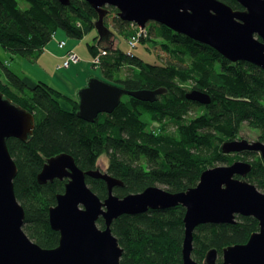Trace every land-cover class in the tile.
Here are the masks:
<instances>
[{
    "label": "trees",
    "instance_id": "trees-1",
    "mask_svg": "<svg viewBox=\"0 0 264 264\" xmlns=\"http://www.w3.org/2000/svg\"><path fill=\"white\" fill-rule=\"evenodd\" d=\"M23 1L26 7L19 0H0V47L13 54L34 61L58 29L79 39L96 30L99 15L86 0H71L69 4ZM222 1L234 9H244L237 0ZM107 8L109 15H115V24L111 27L106 16L110 31L89 44L94 53L106 50L101 57L102 79L131 91L166 88L155 101L124 96L113 112L101 113L88 122L77 115L76 100L42 82L27 84L0 59V91L35 115V128L27 141L11 137L7 143L18 166L14 187L25 208L24 231L44 248L59 244L60 233L50 225L49 208L65 191L67 179L42 184L37 176L46 161L60 153L72 155L85 171L95 169L101 154L106 153L109 174L124 182V186L114 188L120 197L151 186L172 193L186 191L197 185L207 168L230 165L242 158L253 164L247 180L264 190L262 157L251 160L253 151L241 155L222 150L225 142L236 139L244 123L258 129L264 142V69L248 61L233 62L214 48L157 22L148 32L156 30L162 49L182 63L178 60L164 67L118 47L111 50L101 44L116 33L128 43L139 26L121 19L117 8ZM109 41L112 45L113 40ZM125 66L130 71L122 77ZM169 75L173 80H168ZM192 90L210 94L211 102L204 105L189 100L186 93ZM195 109L197 112L188 116V111ZM87 183L102 199L108 196L103 180L87 177ZM185 213L186 208L178 205L115 219L112 231L124 248L121 264L182 263ZM98 224L104 227V219ZM258 230L259 221L253 216H238L234 224H201L194 231L193 257L203 263L207 252L215 248L217 264H223L225 247L246 243Z\"/></svg>",
    "mask_w": 264,
    "mask_h": 264
},
{
    "label": "water",
    "instance_id": "water-1",
    "mask_svg": "<svg viewBox=\"0 0 264 264\" xmlns=\"http://www.w3.org/2000/svg\"><path fill=\"white\" fill-rule=\"evenodd\" d=\"M98 12L95 28L99 36L107 33L105 17L108 6L118 9V16L145 28L157 22L177 33L207 44L229 60L248 61L264 69V0H237L244 9H234L222 0H87ZM69 4L71 0H60ZM166 88L127 90L98 77L90 78L79 90L80 118L93 122L99 113H111L122 97L129 95L144 101H155ZM189 100L209 104L211 95L192 90ZM34 113L12 103L0 91V264H121L124 248L112 231V223L123 214H140L149 210L182 205L185 237L183 262L200 264L193 257L194 231L201 224L237 222V216H253L259 230L246 243L229 245L222 250L223 264H264V192L245 178L251 164L237 160L203 171L196 187L172 193L151 186L123 198L113 188L122 184L109 173L84 171L75 158L60 153L47 160L38 174L45 184L68 178L65 191L57 195V203L49 208V221L60 233L59 244L44 248L24 231L25 208L18 200L14 179L18 166L10 153L7 139L27 140L34 131ZM225 153L258 151L264 158V143L235 139L223 144ZM87 176L102 178L108 186L103 201L92 191ZM124 184V183H123ZM103 218L105 227L98 220ZM218 251L207 252L204 264H216Z\"/></svg>",
    "mask_w": 264,
    "mask_h": 264
},
{
    "label": "crops",
    "instance_id": "crops-1",
    "mask_svg": "<svg viewBox=\"0 0 264 264\" xmlns=\"http://www.w3.org/2000/svg\"><path fill=\"white\" fill-rule=\"evenodd\" d=\"M93 32L94 30L79 39L70 37L66 31L58 29L37 60L31 61L19 55H12L7 50L0 52V59L22 76L29 85L44 82L76 99L79 90L88 84L92 76L102 78V70L101 73L98 71L101 69L100 66L94 64L95 53L89 47V44L96 42L95 37L98 33L93 36L91 43L87 40L88 35ZM62 40H66L65 46H60ZM70 50L76 52L80 59L77 63L64 68L63 64Z\"/></svg>",
    "mask_w": 264,
    "mask_h": 264
},
{
    "label": "rangeland",
    "instance_id": "rangeland-1",
    "mask_svg": "<svg viewBox=\"0 0 264 264\" xmlns=\"http://www.w3.org/2000/svg\"><path fill=\"white\" fill-rule=\"evenodd\" d=\"M21 2V6L22 7H26L27 6V3L23 0H19ZM107 22L110 24V26L112 27L113 24H115L113 18H114V14H108L107 15ZM106 18V17H105ZM153 22H149L146 26L147 28V31H150V27L152 25ZM154 29V28H153ZM62 30V29H61ZM97 33V30H94L93 33H91L90 35H88L87 37V40L89 43H91V41L93 40V36ZM156 34V30H153V33L150 34V32H147V34L144 36V38H141L139 40V43L137 46L133 47V45L131 46L130 44L128 45V43L130 42L129 39H128V43H127V40H125V38H123V35L122 34H117L116 33V36L115 37H112V38H109L107 39L106 41H104L101 45H107V46H110L111 50H116V48L118 47L119 49L123 50L124 52H133L135 55L139 56L140 58H142L145 62L147 63H150V64H155V65H163L164 67L168 64V63H175V62H179L178 64L182 63L181 60L176 57V56H172V55H169V53L165 52L162 47H161V42H162V38L159 37L158 35H155ZM99 38L101 36L97 35ZM113 40L112 41V45L110 43L109 40ZM157 42H154L156 41ZM203 44V43H202ZM207 45V44H205ZM209 46V45H208ZM211 47V46H210ZM213 48V47H212ZM102 49V46L101 48ZM2 50H6L5 48H2L0 47V52ZM104 51H106L105 49H102ZM8 51V50H7ZM9 52V51H8ZM10 54L12 55H18V54H13L11 52H9ZM21 56V55H19ZM23 57V56H22ZM26 58V57H25ZM179 60V61H178ZM4 62V61H3ZM11 69V68H10ZM99 73H101V69H98ZM129 69L128 67H124L123 68V71H121V76H126V74L129 73ZM102 75V74H101ZM22 77V76H21ZM173 80V77H171L169 75V78L168 80ZM166 81V79H165ZM190 82V81H189ZM49 85V84H47ZM189 86V84H186L185 87ZM160 95V94H158ZM157 95V96H158ZM156 96V97H157ZM129 98H127L128 100ZM157 99V98H156ZM191 110V109H190ZM188 111V116H192L195 112H197V110L195 109L194 111ZM154 126L158 127L159 124L154 122ZM169 123V122H167ZM258 138H259V133H258V129H255V128H252L250 127L248 124L244 123L242 126L239 127V132H238V135L236 137V139H247L249 140L250 142H254V141H258ZM244 152V151H242ZM240 152L241 155H243V153ZM261 153L256 151L255 152V156H249V159H255V160H260L259 157H261ZM246 159L248 158H242L241 160L243 161H247ZM250 160V161H251ZM252 162V161H251ZM264 162V160H263ZM108 157L106 155H101L100 158L98 159V162H97V166L99 165L103 170H106L108 169ZM219 165V164H218ZM64 180V179H62Z\"/></svg>",
    "mask_w": 264,
    "mask_h": 264
},
{
    "label": "bare ground",
    "instance_id": "bare-ground-1",
    "mask_svg": "<svg viewBox=\"0 0 264 264\" xmlns=\"http://www.w3.org/2000/svg\"><path fill=\"white\" fill-rule=\"evenodd\" d=\"M86 1H87V0H86ZM133 23H134V22H133ZM137 25H138V24H137ZM138 26H139V25H138ZM146 26H147V25H146ZM139 27H141V26H139ZM141 28H142V27H141ZM95 29H96V28H95ZM143 29H144V28H143ZM145 29H147V28L145 27ZM89 33H90V32H89ZM89 33H88V34H89ZM54 35H55V34H54ZM54 35H53V37H54ZM68 36H69V35H68ZM53 37H52V38H53ZM48 43H49V42H48ZM48 43H47V44H48ZM93 43H96V42H93ZM47 44H46V45H47ZM46 45H45V46H46ZM65 45H66V40H62V41L60 42V46H65ZM70 52H73V53L76 54V52H74V51H72V50L68 51V52H67V58H66L65 62L69 60V53H70ZM96 54H97V52L95 53V56H96V57H95V59H94V64H96L97 66H100V65H101V57L104 56V55L106 54V52H105L104 50H102V53H98L97 55H96ZM76 56H77V60H76V61H69V64H68L67 66L65 65V62H64L63 67H64V68H68L69 66H71V64L77 63V62L79 61L80 57H79L78 54H76ZM96 59L99 60L98 63L95 62ZM13 71H14V70H13ZM14 72H15V71H14ZM16 73H17V72H16ZM17 74H18V73H17ZM18 75H19V74H18ZM19 76H20V75H19ZM20 77H21V76H20ZM92 77H93V76H92ZM92 77H91V78H92ZM95 77H98L99 79H102L101 76H95ZM22 78H23V77H22ZM23 79H24V78H23ZM89 80H90V79H89ZM102 80H103V79H102ZM104 81H105V80H104ZM88 82H89V81H88ZM106 82H107V81H106ZM26 83H27V82H26ZM37 83H38V82H37ZM42 83H44V82H42ZM27 84H28V83H27ZM45 84H47V83H45ZM49 86H50V85H49ZM50 87H52V86H50ZM84 87H85V86H84ZM52 88H54V87H52ZM54 89H55V88H54ZM56 90H57V89H56ZM58 91H59V90H58ZM61 93H62V92H61ZM78 93H79V92H78ZM63 94H64V93H63ZM125 96H129V95H125ZM123 97H124V96H123ZM123 97H122V99H123ZM70 98H71V97H70ZM72 99H73V98H72ZM74 100H76V101L78 102V105H79V94H78V97H77L76 99H74ZM121 102H122V100H121ZM121 102H120V103H121ZM78 109H79V106H78ZM99 114H101V113H99ZM99 114H98V115H99ZM77 115H78V114H77ZM34 116H35V115H34ZM95 119H96V118H95ZM83 120H84V119H83ZM88 122H89V121H88ZM8 139H9V138H8ZM8 139H7V140H8ZM20 140H22V139H20ZM22 141H27V140H22ZM101 155H102V156H103V155H106V156L108 157V161H109V156H108L106 153H103V154H101ZM46 162H47V161H46ZM97 162H98V161H97ZM216 166H218V165H216ZM214 167H215V166H214ZM210 168H212V167H210ZM81 169H82V168H81ZM207 169H208V168H207ZM207 169H206V170H207ZM91 170H99L101 173H106V172L109 173L108 170H107V171H106V170H103L99 165L96 166L95 169H91ZM84 171H85V170H84ZM87 171H88V170H87ZM204 171H205V170H204ZM201 174H202V173H201ZM110 175H111V174H110ZM111 176H112V175H111ZM87 177H89V176H87ZM200 177H201V175H200ZM91 178H92V177H91ZM114 178H115V177H114ZM64 179H67V181H68V178H64ZM94 179H99V180H103L104 182H106V181H105L104 179H102V178H94ZM116 179L122 182V184L119 185V186H124V184H123L124 182H123L121 179H119V178H116ZM86 180H87V178H86ZM67 181H66V182H67ZM247 181H248V180H247ZM199 182H200V179H199ZM199 182H198V183H199ZM248 182H249V181H248ZM198 183H197V185H198ZM250 183H251V182H250ZM252 184H253V183H252ZM88 185H89V184H88ZM197 185H196V186H197ZM254 185H255V184H254ZM89 186H90V185H89ZM196 186H194V187H196ZM107 187H108V186H107ZM116 187H117V186H116ZM90 188H91V186H90ZM114 188H115V187H114ZM114 188H113V193H114ZM257 188H258V187H257ZM91 189H92V188H91ZM258 189H259V188H258ZM259 190L262 191L261 189H259ZM92 191H93V192H94V193H95V194H96V195H97L102 201L104 200V199H102V198H101V197H100V196H99V195H98L93 189H92ZM262 192H263V191H262ZM114 195L117 196V197H119V198H123V197H120V196L116 195L115 193H114ZM107 197H108V196H107ZM107 197H106V198H107ZM104 222H105V221H104ZM99 226H100V225H99ZM100 227H101V226H100ZM104 227H105V226H104Z\"/></svg>",
    "mask_w": 264,
    "mask_h": 264
},
{
    "label": "built area",
    "instance_id": "built-area-1",
    "mask_svg": "<svg viewBox=\"0 0 264 264\" xmlns=\"http://www.w3.org/2000/svg\"><path fill=\"white\" fill-rule=\"evenodd\" d=\"M147 32H148L147 29H145V28L143 29V28L139 27L138 30L136 31V34L134 36H132L131 39L129 40L130 41L129 44L130 45L132 44L133 47H135L138 44L139 40L141 38H144V36L147 34ZM76 60H77L76 54L73 52H70L69 53V60L65 62V65L67 66L69 64V61H76ZM95 62L98 63L99 60L96 59Z\"/></svg>",
    "mask_w": 264,
    "mask_h": 264
},
{
    "label": "flooded vegetation",
    "instance_id": "flooded-vegetation-1",
    "mask_svg": "<svg viewBox=\"0 0 264 264\" xmlns=\"http://www.w3.org/2000/svg\"><path fill=\"white\" fill-rule=\"evenodd\" d=\"M258 141H261L259 138H258ZM261 142H263V141H261ZM264 143V142H263ZM245 151H251V150H244V152ZM253 152H256V151H253ZM262 157V156H261ZM262 159L264 160V158L262 157ZM246 162H248V161H246ZM248 163H250V162H248ZM251 164V169H250V171L248 172V174H247V176L249 175V173L251 172V170H252V168H253V164L252 163H250ZM247 176L246 177H242L241 175H236V177L237 178H245L246 180H247ZM263 192H264V190H262ZM238 216H241V215H238ZM237 216V217H238ZM183 247V246H182ZM219 255V254H218ZM218 259V258H217ZM196 260V259H195ZM206 260V259H205ZM200 263V262H199ZM205 263V261L203 262V263H200V264H204ZM216 264H217V262H216Z\"/></svg>",
    "mask_w": 264,
    "mask_h": 264
}]
</instances>
